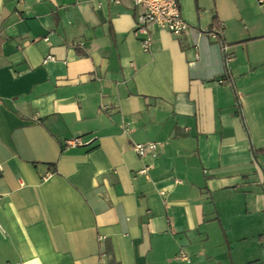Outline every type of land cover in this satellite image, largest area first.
<instances>
[{
    "label": "crops",
    "instance_id": "0c3cea01",
    "mask_svg": "<svg viewBox=\"0 0 264 264\" xmlns=\"http://www.w3.org/2000/svg\"><path fill=\"white\" fill-rule=\"evenodd\" d=\"M180 5L145 52L130 0H0V264H238L223 231H264V3Z\"/></svg>",
    "mask_w": 264,
    "mask_h": 264
},
{
    "label": "built area",
    "instance_id": "2783aa9c",
    "mask_svg": "<svg viewBox=\"0 0 264 264\" xmlns=\"http://www.w3.org/2000/svg\"><path fill=\"white\" fill-rule=\"evenodd\" d=\"M113 4H120L121 0H109ZM133 5V13L135 17L134 34L140 39L145 52H149L153 35L156 30L169 32L173 36L179 37L188 33L192 28L183 18L180 0H130ZM264 3V0H260ZM54 56H48L44 63L55 61ZM93 141L83 142L80 138L70 139L65 142V147L77 148L88 146ZM160 144L156 142L139 143L134 146V152L140 158L150 157L157 159L159 157ZM152 166L146 165L138 171L147 180H151L150 171ZM3 172V166L0 164V174ZM164 195V192L161 193ZM0 231L5 234V230L0 223ZM180 260L191 263L189 256L185 252H181L177 256Z\"/></svg>",
    "mask_w": 264,
    "mask_h": 264
},
{
    "label": "rangeland",
    "instance_id": "374dc122",
    "mask_svg": "<svg viewBox=\"0 0 264 264\" xmlns=\"http://www.w3.org/2000/svg\"><path fill=\"white\" fill-rule=\"evenodd\" d=\"M231 233L233 236H246L247 240L246 243H239L237 240H234L233 244L228 243L225 231H223L224 241L222 244L226 250V255L223 258H228V260H231L232 257L237 258L238 264H245V262H242L245 258L246 261L248 259L256 260L258 263L255 264H264V231L257 232L252 226L247 225L246 230L235 229L232 230ZM262 234L263 237H260ZM261 243H263V245H261Z\"/></svg>",
    "mask_w": 264,
    "mask_h": 264
},
{
    "label": "trees",
    "instance_id": "16d2710c",
    "mask_svg": "<svg viewBox=\"0 0 264 264\" xmlns=\"http://www.w3.org/2000/svg\"><path fill=\"white\" fill-rule=\"evenodd\" d=\"M262 153H264V150H261Z\"/></svg>",
    "mask_w": 264,
    "mask_h": 264
}]
</instances>
